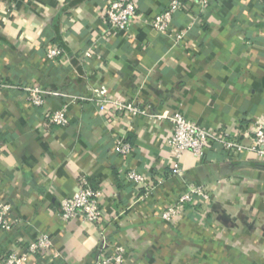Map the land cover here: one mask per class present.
Instances as JSON below:
<instances>
[{
	"label": "crops",
	"instance_id": "0c3cea01",
	"mask_svg": "<svg viewBox=\"0 0 264 264\" xmlns=\"http://www.w3.org/2000/svg\"><path fill=\"white\" fill-rule=\"evenodd\" d=\"M134 1L152 19L170 0ZM108 2L0 0V79L88 97L98 89L231 134L249 116H264V0L187 2L166 33L138 21L123 32L109 28L100 18ZM188 26L176 44L174 34ZM48 43L63 50L56 61L44 55ZM66 102L51 97L34 108L21 93L0 91V203L17 221L11 232L0 230V261L42 232L61 257L36 255L28 264H94L104 239L125 247L124 264H264L263 162L221 149L201 159L184 152V175L173 176L167 121L77 101L66 127L46 122L45 113ZM119 136L133 144L127 158L112 150ZM125 168L148 173L151 188L138 193L124 184ZM82 175L102 189L100 227L60 216L59 199L77 190ZM199 184L212 196L203 218L187 208L175 224L162 220L166 205Z\"/></svg>",
	"mask_w": 264,
	"mask_h": 264
},
{
	"label": "built area",
	"instance_id": "2783aa9c",
	"mask_svg": "<svg viewBox=\"0 0 264 264\" xmlns=\"http://www.w3.org/2000/svg\"><path fill=\"white\" fill-rule=\"evenodd\" d=\"M215 0H170L166 8L152 19L144 18L137 11L134 0H109L101 10L100 18L109 28L116 31H127L133 21L149 26L159 33H166L177 12L183 11L185 4L190 2L200 8H205ZM187 28L174 34L176 44H181L186 38ZM45 57L56 61L63 55L58 44L48 43L44 50ZM92 50L87 49L84 58L92 57ZM11 90L23 95L25 101L34 108L43 107L51 97H64L67 102L61 108L45 113V120L51 125L64 128L69 123L67 108L77 101H93L100 111L108 109L113 115L127 118L138 116L154 120L167 121L170 124V136L166 139L172 158L176 163L170 168L173 176H183L179 160L184 152H190L194 157L201 159L209 150L221 149L227 154L248 153L256 161L264 163V116H252L242 124L236 133L231 134L225 130L204 128L194 121L186 118L180 112L167 114L152 111L137 102L125 101L115 97H107L100 90L92 89L90 97L73 95L58 90L45 89L38 85L22 82H8L0 79V91ZM108 128L110 126L108 125ZM112 150L121 158H127L134 152L133 144L119 136L113 142ZM151 176L133 168L121 171V180L124 184L135 187L136 192L151 188ZM102 189L94 187L86 176L78 178L77 190L70 196L59 199L60 216L62 220L69 221L81 217L84 221L100 227L104 221V214L100 206ZM212 202L209 187L206 184L189 185L187 190L180 193L160 212V217L168 224H175L187 208H191L201 218L207 213ZM10 206L0 203V230L11 232L15 219L10 218ZM102 255L94 264H124L126 249L119 244H111L106 239L102 242ZM36 255L48 261L58 260L61 254L53 247L52 239L46 233L39 232L36 236L22 244L13 247L3 255L0 264H28Z\"/></svg>",
	"mask_w": 264,
	"mask_h": 264
},
{
	"label": "water",
	"instance_id": "95a60500",
	"mask_svg": "<svg viewBox=\"0 0 264 264\" xmlns=\"http://www.w3.org/2000/svg\"><path fill=\"white\" fill-rule=\"evenodd\" d=\"M263 165H264V163H263Z\"/></svg>",
	"mask_w": 264,
	"mask_h": 264
},
{
	"label": "trees",
	"instance_id": "16d2710c",
	"mask_svg": "<svg viewBox=\"0 0 264 264\" xmlns=\"http://www.w3.org/2000/svg\"><path fill=\"white\" fill-rule=\"evenodd\" d=\"M92 185V184H91Z\"/></svg>",
	"mask_w": 264,
	"mask_h": 264
}]
</instances>
